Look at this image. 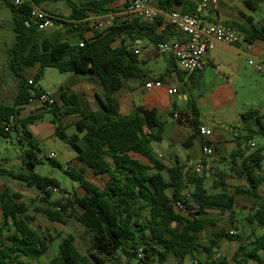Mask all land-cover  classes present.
<instances>
[{
  "label": "trees",
  "instance_id": "1",
  "mask_svg": "<svg viewBox=\"0 0 264 264\" xmlns=\"http://www.w3.org/2000/svg\"><path fill=\"white\" fill-rule=\"evenodd\" d=\"M14 1L3 0L13 15L16 42L9 53L8 69L16 77L18 88L12 105L0 102V142L11 138L14 129L21 128L19 139L21 142L26 140L29 149L22 158L25 171L0 169V175L38 189L47 206H36L37 213L51 223L65 224L67 219L74 218L83 226L88 238L87 253L83 254L76 246V237L67 235L59 246V255L45 264H108L106 260L110 264L115 261L121 264L124 260L127 264H166L170 256L177 258L178 264L188 258H194L195 264H264V197L259 194V186L264 180V146L253 150L240 165L231 162L232 168L227 171L215 168L202 175L195 169L185 172L181 166L166 168L152 148L153 142L162 140L163 123L157 111L141 106L129 115L120 111L118 93L124 82L146 77L143 61L136 53L140 52L136 41L147 39L155 47L159 42L167 41L165 35L155 34L161 21L148 25L137 17H118L112 27L95 31L93 37L87 38L85 32L90 29L85 20L120 11L109 8L119 0H76V3L68 0L72 4L69 18L49 14L54 25H61L68 36L75 38L68 40L59 34L46 35L45 30L40 29L42 20L32 17L35 7L61 0H24L19 6ZM181 3L182 0H159L157 6L170 11ZM225 25L233 28L231 24ZM169 30L174 29L169 27L165 33ZM253 39L264 42V25L254 27L244 37V41ZM81 42L83 46H80ZM171 63L181 74L173 60ZM36 65L39 67L35 78H26L24 71ZM47 68L89 76L90 81L101 86L104 92L103 98L98 97L104 110L101 121L94 112L83 108L79 95L70 87L60 89L54 104H45L52 115L55 135L74 148L77 160L83 165L80 170H65L83 190L82 196L75 192L63 194L57 179L35 172L42 161L35 152L37 146L28 127L40 116L17 119L30 99L46 93L38 83ZM188 110L187 117L194 134L187 145L200 134L202 125L194 98L188 101ZM242 116L245 120L255 119L260 126L258 131L249 130V134L264 137V114L250 110ZM66 118H74L76 133H67ZM79 134L83 136L80 138ZM244 139L249 140L250 136ZM238 157V152L233 153L232 161ZM87 169L100 179L104 178V185L88 180ZM164 171L169 176L168 181L162 174ZM230 177L245 179L248 187H237L230 193L227 184ZM54 189L61 193L52 201ZM242 195L252 200L251 212L246 217L248 225L260 228L262 234L247 242L236 240L241 236L222 230L214 233L210 246H203L201 234L206 226L213 225L209 211L229 212L230 223H234L237 196ZM0 202L4 215L0 227V264L39 261L48 252L53 239L43 238L30 226L31 219L24 204L17 203L6 193L1 195ZM178 202L183 203V211L176 209ZM223 239L238 243L231 259L212 257L215 246ZM200 248L207 253L206 259L198 257Z\"/></svg>",
  "mask_w": 264,
  "mask_h": 264
},
{
  "label": "crops",
  "instance_id": "2",
  "mask_svg": "<svg viewBox=\"0 0 264 264\" xmlns=\"http://www.w3.org/2000/svg\"><path fill=\"white\" fill-rule=\"evenodd\" d=\"M59 2L60 1L47 3L42 5L40 8L45 9L47 5L54 4L53 9H50L52 11L48 12L56 16L65 17L62 15L63 7L61 6L59 7L60 9L58 8ZM129 2L130 0L127 2L126 0L117 1L114 4L119 3L118 5L113 7L112 5L114 4H112L109 6V8H119L121 10L108 14H112L116 16V18L119 17L120 19L128 18V16L123 14V10L125 6L129 4ZM158 2L159 0H151V3L156 7H158ZM182 2L183 3L180 5L174 6L172 10L180 12L187 11L193 14L195 13V16H197L205 25L216 23L231 24L235 31L243 39L247 32L252 31L254 27L261 28L264 25V0H219L216 8L204 7L202 5V0H182ZM69 9L70 10L67 8V11H70V16L72 7ZM51 27L55 28L56 31L48 36L59 34L58 36H61L62 39H75L74 36H68L61 25L53 24ZM155 34L157 36L165 35L167 41L185 38L183 34H180L174 30H169L165 33L158 27L155 31ZM85 36L87 38L93 37L94 31L89 30ZM136 43L140 46L139 55L143 61V69L146 72V77L142 79L126 80L124 82L123 89L118 93L121 106L120 111L123 115H129L133 113L134 110L139 106L157 111L158 117L163 123L162 140L153 142L152 148L157 158L166 166V168L181 166L183 167L184 171L187 172L194 170L195 165L201 162L206 165L208 170L220 168L227 171L232 168V164L240 165L243 159L253 150L257 149L259 146H264V141L259 143L254 139L255 134H249V130L258 131L260 129V126L256 123L255 119H251L253 120L252 122L254 124L250 127L248 122H240L239 120L233 118L234 115H239V117L242 119V115L245 113L242 111V109L236 108V105L240 101L236 80L239 79L240 83V78H242L243 73H245V65L249 64L251 60L264 63V42L253 39L250 40V42L244 41L243 43L236 45L217 43L215 48L206 55L207 66L205 70L201 73L193 75L192 79L185 76L179 69L178 70L181 72V74H178L177 71H175V65L171 63V59L165 55L157 53L155 51V46L151 44L149 40H137ZM248 43L252 45L251 49H248ZM158 57H163L165 59L167 68L165 70L148 69L147 65L156 61ZM38 67L39 66L36 65L25 70L32 73V77L28 79L35 78ZM0 79L2 80L1 77ZM1 80L0 91L5 93L8 84L7 82H3ZM156 81L162 82L164 86L160 88H146L147 83ZM194 84L196 86L195 88H192ZM4 87L5 90H3ZM169 87L177 88L178 93L174 95L169 94ZM70 88L79 95L83 108L86 111L94 112L97 118L101 121L103 119L104 110L98 97L103 98L104 96L102 87L97 84H93L88 86L86 89H82L81 87H76L73 85ZM3 92L0 93V102L2 100ZM81 93H85L87 103L89 104L88 108H86L83 104ZM58 97L59 95L57 96V99L55 98V100H58ZM192 98H194L200 110L201 126H207L212 130V135L208 139L214 148V153L211 157H206L204 155V138H202L200 134H197L192 142L187 145L189 137L194 134V130L190 124V119L187 117L189 112L188 101ZM45 112L48 113L45 105L30 106L27 104L17 115V119L18 121H21L27 118L29 115H39L41 118ZM40 113L44 114L41 115ZM50 122L51 128L46 126L42 129V131H50L55 134V126L53 125L52 121ZM263 124L264 119L262 120V125ZM72 134H74V132ZM247 136H250L249 140L244 139V137ZM235 152H238L239 157L235 161H232V154ZM140 158L144 162H147L146 159L142 157ZM78 163L80 170L83 165L79 161ZM22 171H25L23 162ZM162 174L168 181L169 176L167 172L164 171ZM90 175L95 176L91 170L87 169L86 177H90ZM227 184L230 193L234 192H232L231 188L235 190L237 187H248V183L245 179L237 177L228 178ZM83 193V190L80 189L79 195L82 196ZM2 194H4V192L0 191V198ZM259 194L264 197V180L259 186ZM39 198L42 200V194L39 196ZM57 198L58 197L53 196L51 200L54 201ZM247 198L249 199V203L252 207V200L249 197ZM35 208L36 206L34 207V212H27V216L31 219L30 226L40 235H42L43 238H52L54 242L56 238H62L63 240L67 235H72L71 231H68L67 229L71 227V225L74 223L73 221H76L74 218L67 219L65 224L57 222L51 223L41 213H37ZM250 208L249 213L251 212ZM209 214L213 225L210 224L206 226L201 234L200 243L203 246H210L211 240H214V233L224 230L229 234L228 231H230L231 227V224L228 223L224 218V216H226L225 213L222 214L219 211L212 210L209 211ZM246 217L244 219V223L245 230L249 232L248 235L254 234L252 239L260 236L262 234V230L260 228H251L246 221ZM3 219L4 215L0 207V223L3 221ZM77 224L80 225L78 222ZM80 227L82 228L83 226L80 225ZM206 231H209L210 234L208 244L203 243L204 241L202 238ZM63 233L65 234L62 235ZM58 235H61L62 237H59ZM221 242L231 243V245L235 248L231 256L232 258L238 247L237 241L223 239ZM219 249L220 242L219 245H216L214 248L212 254L213 258L226 257L221 256ZM172 257L175 258L174 256H170L169 259ZM198 257L201 259H206L208 257L203 248L199 249Z\"/></svg>",
  "mask_w": 264,
  "mask_h": 264
},
{
  "label": "rangeland",
  "instance_id": "3",
  "mask_svg": "<svg viewBox=\"0 0 264 264\" xmlns=\"http://www.w3.org/2000/svg\"><path fill=\"white\" fill-rule=\"evenodd\" d=\"M71 1L76 3V0ZM118 4L119 3L114 4L112 6L115 7ZM53 6L54 4H50L47 5L45 9L40 7L39 9L46 12L47 14H50V12L48 11H52L50 9H53ZM61 6L63 7L62 15L69 18L70 11H67V8L68 10H70L69 8L72 7V4H69L68 0H63L58 3V8ZM44 30L46 35H50L51 33H54L56 31L53 27H49ZM15 42L16 33L14 31L12 12L3 2V0H0V77L2 78V80H0L3 82H7L8 84L6 92L4 93L3 91H0V93L3 92L1 102L6 103L8 105L13 104L18 88V81L16 77L13 76L8 69L10 59L9 53L12 47L14 46ZM262 66L263 70L261 72H257L253 66L246 64L245 73H243L242 78H240V83L239 79L236 80V85H238V91L240 96V101L236 105V108L242 109V111H244L245 113L250 110H258L262 114H264V63H262ZM147 67L148 69L165 70L167 68V63L163 57H158L156 61L149 63ZM23 74L26 78L32 77V73L30 71H24ZM93 84L94 83L90 81L89 76H77L74 73H61L55 68H47L38 83V85L49 96L55 97L56 99L59 95L61 87L66 88L72 87L73 85L76 87H81L82 89H86L88 86ZM3 90H5V87ZM81 97L84 106L88 108L89 104L87 103L85 93H81ZM40 114L42 115L44 113ZM233 118L239 120L240 122H248L250 127L254 124L252 122L253 120H244L243 118L241 119L239 115H234ZM51 119L52 115L50 113L45 112V114L39 120H37L34 124L28 127V130L33 134V139L37 146L35 152L36 154H38V157L42 161L41 164L36 166L35 172L43 176L53 177L57 179L60 183V188L63 194H73L75 192L77 195H79V184L71 180V178L65 173V170L69 168L79 170L77 153L71 145L59 139L53 132L42 131V129L46 126L51 128ZM73 120L74 118L65 119V123L67 124V133L69 135H71L73 132H76L75 127L73 126ZM20 133L22 134L21 128H19L18 130L14 129L11 132V138L4 139L0 142V169L13 170L16 172L22 171L23 154L26 150L29 149V144L26 140L24 142L20 141ZM79 136L81 138L83 134H79ZM254 139L257 140L259 143H262L264 141V137L262 135H255ZM51 153H56L58 156L54 160H51L49 157ZM87 179L92 182L94 181L100 186L104 185V178L100 179V177L90 175V177L87 176ZM231 190L232 192L234 191L233 188H231ZM0 191L14 198L17 203L24 204L28 208V212H34L35 206H47V202L39 198V196H41L39 190H37L36 188L28 187L25 183L16 181L10 177L0 175ZM60 193V190L55 191L54 196L59 197ZM14 195H18L19 197L15 198ZM249 202L250 201L247 197L238 196L234 223H230V216H224L225 220L231 224L230 231H228L229 234H231L233 230H236L237 235L241 236L240 239L236 238V240L244 239L249 242L250 238H252L254 235H248L249 232L245 230L244 219L249 213V208L251 207V204ZM73 222L74 223L67 230L71 231L72 235L76 237L77 248L83 254H86L88 238L85 234V230L83 227L81 228L76 221ZM64 234L65 233H63L62 235ZM58 236L60 237L61 235ZM209 237V231H206L202 237L204 241L203 243L208 244ZM61 240L62 238H56L48 252L43 255L39 259V261H31V263L45 264L54 257L58 256L59 245L61 243ZM219 250L221 256L231 258L235 248L231 245V243L220 242ZM25 260L28 261V259ZM106 262L110 264L108 260H106ZM194 262V258H188L184 261L183 264H193ZM114 264H116V261ZM121 264L127 263H125L124 260ZM166 264H178V260L172 257Z\"/></svg>",
  "mask_w": 264,
  "mask_h": 264
},
{
  "label": "built area",
  "instance_id": "4",
  "mask_svg": "<svg viewBox=\"0 0 264 264\" xmlns=\"http://www.w3.org/2000/svg\"><path fill=\"white\" fill-rule=\"evenodd\" d=\"M14 3L19 6L22 4V0H15ZM218 3L219 0H202V5L206 8H216ZM123 14L128 17L140 18L148 25H156L161 21L158 28L162 31L165 32L169 27H172L177 32L183 34L185 38L182 40L159 42L155 47V51L173 60L177 68L187 77H191L205 70L207 66L206 55L215 48L217 43L236 45L244 42V39L230 26L223 23L205 25L195 15L176 10L166 11L160 9L154 6L151 0H130L129 4L124 8ZM32 17L36 20H42L40 29L44 30L53 25L52 16L37 7L32 10ZM115 21L116 16L108 14L90 17L85 20V24L88 29L95 32L112 27ZM86 31L88 32L89 30ZM247 45L248 49L252 48L250 43ZM80 46H83V42L80 43ZM136 53L139 54V51H136ZM249 64L253 66L257 72L263 70L261 62L251 60ZM30 84H32V80H30ZM162 86H164V84L160 81L146 84V88H160ZM168 92L174 95L178 93V89L169 87ZM47 103L49 105L54 104L55 97L45 93L37 98L30 99L28 105L44 106ZM211 135L212 130L209 127H200V136L204 138L203 152L206 157H211L214 153V148L208 141ZM57 156L56 153H51L49 157L55 159ZM195 171L203 175L208 171V168L205 164L200 162L195 165ZM54 191H58V189H54ZM189 196V193H187L186 199H188ZM175 207L177 210H184V205L181 202L176 203ZM225 214L230 216L229 212H225ZM231 235L238 236L237 231L233 230ZM195 263L197 262H194V264Z\"/></svg>",
  "mask_w": 264,
  "mask_h": 264
}]
</instances>
